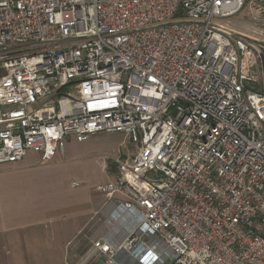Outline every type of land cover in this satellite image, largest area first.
Wrapping results in <instances>:
<instances>
[{
    "label": "built area",
    "instance_id": "obj_1",
    "mask_svg": "<svg viewBox=\"0 0 264 264\" xmlns=\"http://www.w3.org/2000/svg\"><path fill=\"white\" fill-rule=\"evenodd\" d=\"M0 72V165L132 147L96 188L103 264H264V0H0Z\"/></svg>",
    "mask_w": 264,
    "mask_h": 264
},
{
    "label": "crops",
    "instance_id": "obj_2",
    "mask_svg": "<svg viewBox=\"0 0 264 264\" xmlns=\"http://www.w3.org/2000/svg\"><path fill=\"white\" fill-rule=\"evenodd\" d=\"M105 161L88 164L64 147L49 163L30 152L0 165V264H103L92 244L122 200L96 190L114 176ZM116 260L135 264L124 254Z\"/></svg>",
    "mask_w": 264,
    "mask_h": 264
},
{
    "label": "rangeland",
    "instance_id": "obj_3",
    "mask_svg": "<svg viewBox=\"0 0 264 264\" xmlns=\"http://www.w3.org/2000/svg\"><path fill=\"white\" fill-rule=\"evenodd\" d=\"M252 21L250 12L243 11L238 16L222 23L234 32L251 36L255 27ZM248 69L253 70L250 65ZM65 148L69 153H74L78 158L88 161V164H99L101 160L113 161L121 155L127 156L132 149L126 137L121 134H100L89 137L81 143L71 137L66 140Z\"/></svg>",
    "mask_w": 264,
    "mask_h": 264
}]
</instances>
